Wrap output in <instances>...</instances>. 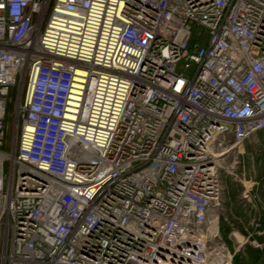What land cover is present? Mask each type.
<instances>
[{"label": "built area", "instance_id": "obj_1", "mask_svg": "<svg viewBox=\"0 0 264 264\" xmlns=\"http://www.w3.org/2000/svg\"><path fill=\"white\" fill-rule=\"evenodd\" d=\"M256 135L264 0H0V264H235L217 161Z\"/></svg>", "mask_w": 264, "mask_h": 264}, {"label": "rangeland", "instance_id": "obj_2", "mask_svg": "<svg viewBox=\"0 0 264 264\" xmlns=\"http://www.w3.org/2000/svg\"><path fill=\"white\" fill-rule=\"evenodd\" d=\"M19 88L13 87L9 96L7 109V130L4 150L12 152L14 143L18 138V105L21 103ZM17 121V122H16ZM219 174L225 187V207L228 221L224 222L229 231L224 237L231 249H239V253L248 260L246 249L251 248L260 252V261L256 264H264V233L262 236H253L248 242L242 237H248L253 233L252 221H260L264 232V145L258 138L251 139L242 148L226 152L217 161ZM9 171L8 165L6 172ZM248 194L250 199H244ZM241 203L242 218L236 211L237 203ZM233 214V215H232ZM231 226L238 231L236 238L231 236ZM224 236V235H223ZM261 239V240H260ZM260 245V248L257 247Z\"/></svg>", "mask_w": 264, "mask_h": 264}, {"label": "trees", "instance_id": "obj_3", "mask_svg": "<svg viewBox=\"0 0 264 264\" xmlns=\"http://www.w3.org/2000/svg\"><path fill=\"white\" fill-rule=\"evenodd\" d=\"M21 124H22V120L20 117L18 120V137H19L20 131H21ZM221 230H222V234L224 235V237H226L229 229L225 223H222ZM246 255H248V260H246L243 257V255L240 254L239 252L236 253L234 256V263L235 264H256L260 261V258H261L260 252L258 250H253L251 248L246 249Z\"/></svg>", "mask_w": 264, "mask_h": 264}, {"label": "crops", "instance_id": "obj_4", "mask_svg": "<svg viewBox=\"0 0 264 264\" xmlns=\"http://www.w3.org/2000/svg\"><path fill=\"white\" fill-rule=\"evenodd\" d=\"M254 138H258L259 140H260V137L258 136V135H256ZM241 205V203H237V208H236V211H238V216H233L235 219H237V217H239L238 219H240V218H242V215H243V212H242V207L240 206ZM233 215V214H232ZM237 234V233H236ZM237 235H239V234H237Z\"/></svg>", "mask_w": 264, "mask_h": 264}, {"label": "bare ground", "instance_id": "obj_5", "mask_svg": "<svg viewBox=\"0 0 264 264\" xmlns=\"http://www.w3.org/2000/svg\"><path fill=\"white\" fill-rule=\"evenodd\" d=\"M224 155V154H223ZM223 155H221L220 157H222Z\"/></svg>", "mask_w": 264, "mask_h": 264}]
</instances>
